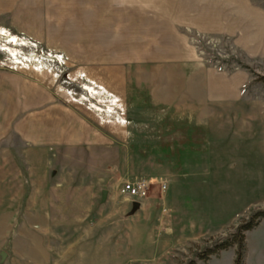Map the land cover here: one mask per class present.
Instances as JSON below:
<instances>
[{"label":"rangeland","instance_id":"obj_1","mask_svg":"<svg viewBox=\"0 0 264 264\" xmlns=\"http://www.w3.org/2000/svg\"><path fill=\"white\" fill-rule=\"evenodd\" d=\"M235 1L182 0L175 18L134 17L131 59L194 57L220 76L213 99L192 94L198 106L186 93L176 109L129 101L127 112L67 52L46 46L64 35L22 31L31 24L27 8L14 14L18 2L0 0V69L38 72L47 85L53 78L60 99L113 134L110 145L58 146L46 159L13 132L0 144V264H234V246L204 260L197 254L264 208V0ZM165 4L171 12L175 0ZM221 4L231 7L229 32L182 25L205 19L198 5L216 15ZM136 179L149 180L148 191L129 214L132 201L120 188ZM244 236L243 264H264V218Z\"/></svg>","mask_w":264,"mask_h":264},{"label":"crops","instance_id":"obj_2","mask_svg":"<svg viewBox=\"0 0 264 264\" xmlns=\"http://www.w3.org/2000/svg\"><path fill=\"white\" fill-rule=\"evenodd\" d=\"M16 1L14 14L20 13V7L21 12L27 8L28 13L25 14L31 18L30 27L25 24L26 27L20 29L45 34L55 31L59 34L57 37L64 35L61 38L63 42L47 39L46 46L53 49L60 47L67 52L79 68L88 70L82 71L85 78L96 83L101 81L103 86L121 98L127 112L131 108L129 101L139 108L152 103L157 107L176 109L186 93L188 96L185 98L198 106L197 97L192 96L198 90H202L203 96L213 99L215 80L220 74L206 69L199 59L161 61L130 58V49L134 46L127 33L133 31L134 17L154 14L175 18L183 10L182 0H175L171 12H166L167 0H45L46 3L30 0L29 6H23L24 0ZM239 1L242 4L245 2H235ZM196 8L195 13L205 19L192 17L189 23L183 24L178 19H171L199 31L217 29L229 32L226 19L231 15V7L228 8L227 4H221L216 15L201 12L200 5ZM37 40L44 39L37 37ZM75 46L79 53L72 56L70 50ZM167 66L169 69H166ZM19 70L0 69V144L13 132L27 151L37 152L40 159H46L48 152L58 146L91 148L113 143L112 131L104 129L96 116L81 105L59 98V89L55 87L53 78L47 85L39 79L38 72ZM80 74L81 71L75 74L76 78H82ZM225 79L228 78L225 76ZM237 90H234L231 99L238 98ZM155 96L159 99H154Z\"/></svg>","mask_w":264,"mask_h":264},{"label":"trees","instance_id":"obj_3","mask_svg":"<svg viewBox=\"0 0 264 264\" xmlns=\"http://www.w3.org/2000/svg\"><path fill=\"white\" fill-rule=\"evenodd\" d=\"M264 218V208L254 211L251 216L241 222L233 234L229 235L222 241L214 243L210 247H206L203 251L197 254V258L204 260L207 259L211 254H215L219 250H225L229 247H235V260L234 264H243V258L245 254V236L244 233L258 225L259 221ZM195 263L194 260L190 261L189 264Z\"/></svg>","mask_w":264,"mask_h":264},{"label":"built area","instance_id":"obj_4","mask_svg":"<svg viewBox=\"0 0 264 264\" xmlns=\"http://www.w3.org/2000/svg\"><path fill=\"white\" fill-rule=\"evenodd\" d=\"M149 180L136 179L126 181L122 184L120 192L128 197L130 201H135L146 197L148 191Z\"/></svg>","mask_w":264,"mask_h":264},{"label":"water","instance_id":"obj_5","mask_svg":"<svg viewBox=\"0 0 264 264\" xmlns=\"http://www.w3.org/2000/svg\"><path fill=\"white\" fill-rule=\"evenodd\" d=\"M107 194V190H102V201L105 200ZM140 208V202L139 201H132L131 203V209L129 211V214H133L135 211H137ZM2 257H4V254H2Z\"/></svg>","mask_w":264,"mask_h":264}]
</instances>
